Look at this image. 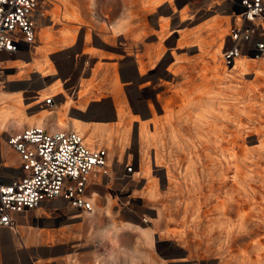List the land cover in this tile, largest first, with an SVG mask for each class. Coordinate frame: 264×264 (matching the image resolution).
<instances>
[{
	"label": "rangeland",
	"instance_id": "374dc122",
	"mask_svg": "<svg viewBox=\"0 0 264 264\" xmlns=\"http://www.w3.org/2000/svg\"><path fill=\"white\" fill-rule=\"evenodd\" d=\"M129 2L44 0L39 7L35 53L16 55L11 60L14 62H5L4 80L10 85L5 84L4 88H20L12 94L24 95L21 102L24 116L20 121L19 118L9 119L0 130L1 146H6L4 138L8 133L28 125H39L40 111L47 108L52 113L39 125L47 129L73 128L69 116L89 121L90 127L104 126L103 136H89L88 132L76 130L84 138H90V146L107 148L110 165L109 175L89 188L93 212L69 209L58 199L23 214L19 228L24 225L23 239L28 249L36 244L61 245L70 264H93L110 255L115 259L113 264H220L227 225L223 223L220 227L213 211L204 215L209 204L199 207L202 215L197 218L196 235L193 237L188 231L193 205L188 201L190 183L185 179L184 167L188 158L195 155L197 169L204 172L203 165L208 162L205 156L209 152L193 131L191 105L199 106L200 95L204 93L200 94L203 89L198 83L207 75L210 82L205 80V83L209 84V91L221 93V98H227L223 100L225 106L236 110V122L232 126L238 130L237 135H250L244 146L248 156L256 159L257 145L260 140L264 141V61L242 58L243 67L235 66L237 60L229 67L222 63L221 51L233 20L234 0H162L153 7H146L144 18L150 32L143 39H134L132 33L125 34L129 25L115 33L108 28L109 23L121 17L128 19V12L135 10ZM73 15L85 25L77 24ZM157 16L165 19L168 32L157 51L159 56L153 52V62L149 63L151 57L145 52L149 45H152L149 49H156L158 39L151 31L158 29L154 21ZM137 23L135 20L131 25ZM138 31L140 28L134 34ZM136 54L142 58L140 74L136 69ZM132 61L136 63L133 66ZM97 62L102 67L93 80L91 68ZM36 67L45 72L43 76ZM58 85L61 93L65 89L81 90L83 94H78L81 106H71L62 113L56 111L57 108L41 106L43 101L35 103L40 96L51 95L50 89ZM184 87L188 90L186 95L181 94L187 92ZM45 89L48 91L44 92ZM0 93L9 94L6 90ZM103 97L112 98L113 106L108 101L84 106V102ZM4 103L1 99L0 105ZM164 104L173 114L169 121L165 119ZM58 117L63 121L61 125L57 124ZM29 119L32 122H28ZM173 127L177 130L176 136H173ZM193 140L196 148L191 147ZM7 150L16 164L15 154ZM239 162L243 172L251 173L247 175L249 180L234 184L233 169H225L226 184L217 197L223 198L228 191L245 198L238 184L253 186L248 199L264 194V181L261 180L264 160H261V175L252 173L250 160L243 157L242 161L241 157ZM126 165L132 166V170L125 175ZM217 168L220 169L219 165ZM166 173H170L169 181ZM204 176L200 181L208 177ZM236 218L233 214V220ZM39 219H46V222ZM145 230L150 231L147 237L142 234ZM23 239L17 238L16 244L24 242ZM192 240L198 242L197 247L192 246Z\"/></svg>",
	"mask_w": 264,
	"mask_h": 264
},
{
	"label": "built area",
	"instance_id": "2783aa9c",
	"mask_svg": "<svg viewBox=\"0 0 264 264\" xmlns=\"http://www.w3.org/2000/svg\"><path fill=\"white\" fill-rule=\"evenodd\" d=\"M42 3L44 0H0L1 82L7 70L2 56L30 53L35 44ZM231 15L227 42L221 51L222 63L233 66L239 56L264 58V0H234ZM71 95H76L75 91ZM54 97H46L43 103L52 105ZM4 143L16 154L17 161L9 164L15 173L6 174L7 160L0 151V229L15 230L17 215L56 199L80 212L94 210L89 188L109 175L106 148L88 145L84 136L71 127L47 130L25 126L8 133ZM125 167L126 175L132 166ZM14 264L37 262L31 259Z\"/></svg>",
	"mask_w": 264,
	"mask_h": 264
},
{
	"label": "bare ground",
	"instance_id": "6f19581e",
	"mask_svg": "<svg viewBox=\"0 0 264 264\" xmlns=\"http://www.w3.org/2000/svg\"><path fill=\"white\" fill-rule=\"evenodd\" d=\"M161 1L162 0H145V1L144 0H130L128 5L130 6L131 4V7H134L135 10H131L130 12H128L127 20L124 17H121L115 24L110 25L109 26L110 31L112 33H115L116 31H120L124 29L127 25H129L126 28L127 31L125 34L129 35L130 33H132L135 37L134 39H138L139 37L140 39H143L150 32L149 26L147 25V22L144 18L145 12L147 10L146 7L147 8L153 7L156 3L161 2ZM132 3H134V5ZM179 13H180V16L183 15L182 12H179ZM39 16L40 15L38 14L37 23L39 20ZM72 18L73 20L75 19L76 22L81 23V21L78 18H76V16L73 15ZM135 20H137L138 23L136 25L135 24L131 25V22L133 23ZM154 21L158 25V29H156L155 31H151V33L156 35L158 42L155 45L156 49H149L152 46V45H149V48H147L145 52L146 55L149 56V58L151 57L149 60V63L153 62L152 57L155 55L153 54V52L157 53L156 57L159 56V53L157 51L159 50L160 47H162L161 41L163 39V36L168 32V30H166L167 26L165 23L166 22L165 19H162L161 17L157 16V18L154 19ZM139 28L141 31L140 32L138 31L139 33L135 35L134 34L135 31ZM34 45L33 47H31L30 53L32 52L34 48ZM18 53L27 54L28 52L22 51ZM135 56H136L137 70L138 72L141 73L143 71L142 58H140L141 55L140 57L137 54ZM238 58L239 59L236 58L237 61L235 60L236 64L234 61L233 65L235 64V66L243 67V65H245L244 59L264 61V58L250 59L245 56H239ZM3 59L5 63L6 60L4 57ZM175 59H178V58L175 57ZM224 66L229 67L226 65ZM36 70L42 76L45 73L39 67H36ZM206 78H207V75L206 76L203 75L201 81L198 83V85L201 86V88L203 89L200 94L204 93V95L203 94L200 95L199 106L197 105L193 106V104L191 105L192 110L194 111V115L191 117L192 118L191 123L193 126V131L195 133V136L200 138L203 141L206 149L209 151L206 153V156H205L208 162H206V164L203 165L204 172H200L196 166L197 164L196 160L198 157L196 158L195 155L193 156L191 155L188 158L186 166L184 167L185 168L184 170L185 179L188 180L190 183V186H188V189H187V193L189 196L188 201H190L193 205V208L190 213V223H189L188 231L192 233L193 237L196 235V228L199 223V219L197 218H198V215L199 216L202 215V212L200 211L199 207L202 204L204 205V203L205 205L209 204V208L205 209L206 214L204 215H208L210 211H213L216 214L215 221L216 222L219 221L218 224H220V227H222L221 224L223 223L227 225L226 226L227 240L225 241L226 243L224 242L225 248L221 250L222 253L223 252L224 253L222 257L220 258V264H231L232 262H235L236 264H264V194L261 193L260 195H258V197L253 196L252 199H248L249 198L248 195L254 190L253 186L249 185V187H244V186L239 185V184H242L241 183L242 181L245 182L249 178L247 175L251 174V173L247 174L246 172H243V169L240 166V162H239L241 157H242V161H243V157L247 160H250L251 165H253L252 173H257L258 175H261V171L263 172L262 170L263 163H261V160H264V141L260 140L259 146L257 145L258 155L256 159L250 158V156H248L247 154L248 151L244 146V142L247 141V138L250 135L249 136L247 134L245 136L237 135L238 130L234 128V125L232 126V123L235 124L236 122V116H237L236 110L231 111V109L228 106H225V103H223V100L227 98H224V97L221 98L220 97L221 93L217 91L215 92L212 90L209 91V89L207 88L209 84H206L205 80L207 82H210V81L207 80ZM5 84H6V81H2V82L0 81V85L2 86V88L5 87ZM211 87L213 88V86ZM50 91H52L50 93L56 94V93H61L62 89L58 85L56 87L51 88ZM187 93H188V90L187 92H184V93L182 92L181 94L186 95ZM43 94L45 93H42L41 95ZM23 96L24 95L21 93L16 94V95H6L5 94V97H3L4 99L3 101L5 103L3 105H0V130L4 129L9 119L19 118L18 121H20L21 118H23L24 114H23V110L21 107V102H23ZM169 98H172V96H169ZM190 104L191 103H189V105ZM162 108H164L167 114L165 116V119L169 121L170 118L173 117L172 111L169 110V106H165V104L164 106H162ZM233 109H236V106ZM40 112L41 114H40V117H38V124L42 125V122L44 121V119L46 118L48 119L52 111H50L47 108H42ZM32 119H29L28 122H32ZM78 121L79 120L77 118H74L71 121V126L83 132V129L81 128V125L80 123H78ZM57 122H58L57 124L59 125L63 123L62 119L59 117L57 119ZM154 125L156 126L155 122H154ZM28 126H36L39 128H45L43 126H38V125H28ZM144 127L145 125L143 126V131H144ZM47 130H52V129H47ZM172 131H173L172 133H174L173 136H176L177 130L175 131L173 127ZM84 140H86L89 144H91V140L88 136H85ZM202 141H200V143H202ZM196 145H197L196 141L193 140L191 147L196 148ZM0 151L2 152L1 155L4 157V152L2 151L1 145H0ZM7 161H9V159H7ZM7 161H6L7 165L5 168V173L6 174H10L11 172L15 173L14 167H9L11 166L9 164H11L10 162H12V160L10 162H7ZM217 165H219L220 169L217 168ZM213 168H216L217 170H215L214 172L209 171L211 169L213 170ZM228 168L233 169L231 179L234 181V184L236 182L239 183L238 187L241 188L239 192L241 193V195H244L245 198L240 195H234L231 192L228 193V191L225 192V194L223 195V198L217 197L219 196L218 195L219 191L226 184L227 178H226V173L224 170ZM144 172L146 173L147 171H144ZM169 174L168 173L165 174L167 181H169V177H170ZM204 175H208V177L206 178V180L200 181L201 177H203V179L204 177H206ZM261 177H262L261 180L264 181V172L261 175ZM175 185L178 188V183H176ZM254 195H257V194H254ZM233 214L237 215L236 220H233ZM142 234L145 235V237H147L146 235L149 236L150 231L145 230L142 232ZM244 238L246 240L243 241ZM191 244L192 246L197 247L198 242L195 243V241L192 240ZM188 246L191 247L190 245ZM209 249L210 248L207 246L206 250H209ZM108 260L110 261V263H112L114 260L113 256L110 255Z\"/></svg>",
	"mask_w": 264,
	"mask_h": 264
},
{
	"label": "crops",
	"instance_id": "0c3cea01",
	"mask_svg": "<svg viewBox=\"0 0 264 264\" xmlns=\"http://www.w3.org/2000/svg\"><path fill=\"white\" fill-rule=\"evenodd\" d=\"M115 22H113V23H115ZM76 23L77 24H80L78 22H76ZM113 23H109V24L107 23V24L108 25H111ZM107 24H106V27H108ZM82 25H85V23H81L80 24V26H82ZM66 44H68V43H66ZM35 46L36 45H34V48H33L32 52L30 54H28V53L27 54L16 53V54H13V56L3 55V57L5 58L6 62H14V61H11V60L16 55H29V56H32L33 53H35ZM133 64L135 65L136 63L134 61H132L131 62V65L133 66ZM101 67L102 66H100V64H98V62H97L91 68V75H92L93 80L96 79L97 76H99ZM136 69H137V66H136ZM138 73L140 74V72H138ZM59 79L61 80L60 82H62L63 79H61V78H59ZM56 80L57 79H55L52 82V84L55 85ZM7 82L8 81H6V84H7ZM7 85H10V83H8ZM3 88L0 85V91H3V90L8 91L9 94H7V95H13L12 93H16V91H18L20 89V88H18L17 90L16 89L15 90H7V89H5V88L3 89ZM75 90H76L75 91L76 95H74V96L71 95V92L70 91H67L66 89L64 90L63 93H56V94H53L52 93L51 95L55 96L54 97V103L52 105L42 104L41 106H51L53 109L54 108H57L56 111H61L62 113H64V112L66 113V111L69 108H71V106H81L82 102L81 101L79 102V97L83 93L81 94L82 91L81 90L79 91V89H77V88ZM47 91L48 90L45 89L44 92H47ZM78 94L80 96H78ZM51 95H46V97L47 96H51ZM3 97H5V93L4 94H1L0 93V100L3 99ZM69 98H70L71 101H69ZM44 99L45 98H42L40 96V101L41 102ZM107 99H108L107 97L98 98V99H92L89 102H84V106H89L88 104H91V103H94V102H104V101H108L111 104V106H113V99L112 98H110L109 100H107ZM40 101H39V98H38V99H36L35 103L40 102ZM56 111H55V113H56ZM118 114H119L118 113V107H116V115H118ZM69 117L72 120L74 118H77L76 116H69ZM118 117H119V115H118ZM77 119L79 120V118H77ZM80 122H81L80 123L81 128L83 129V132L84 133L85 132H88L89 133V136H91V135L92 136H103L102 129L105 128L104 126H96L95 125V126L90 127L89 126V121H85L84 120V121H80ZM139 127H140V124H138V128ZM109 134L110 133H108L107 135H109ZM85 142H86V140H85ZM86 143L88 145H90L88 142H86ZM1 147H2V151L4 152V158L6 160L7 159H10L7 162H10L12 160V163H13V161H15V160L9 158L8 150H7L8 147L7 146H3V145ZM104 148H106V147H104ZM15 156H16V154H15ZM16 161H17V156H16ZM56 200H58V199H56ZM39 208H42V207L40 206V207H38V209ZM67 208H69V207H67ZM35 209H37V208H35ZM72 210H76V209H72ZM26 213H24V214H26ZM83 213H85V212H83ZM21 216H23V214L17 215L15 217V221H16L15 230L14 229L11 230V229H8V228L0 229V264H14L16 262H22V263L24 262L25 263V262H28L31 259H35L36 262H37V264H70L68 262L69 260H67L68 258H66L67 255L64 254V252L62 251L61 245H58V244H55V245H42V244L41 245H38V244H36V245L30 246V248L28 249L27 248V245L25 244V240L23 239V238H25V230H23V226L24 225L22 224V228H19L20 227V224H21L20 223ZM39 220L41 222H46V219H39ZM47 222L48 223H52V221H47ZM17 238L18 239L19 238H22L24 240V242L19 241V245L16 244V239ZM106 258L107 257H105L103 259H99V260H97L98 262H94V263H98V264H113V262L110 263V261L108 259H106ZM71 261H74V260L72 259ZM72 264H83V263H79V262H74L73 263L72 262Z\"/></svg>",
	"mask_w": 264,
	"mask_h": 264
}]
</instances>
